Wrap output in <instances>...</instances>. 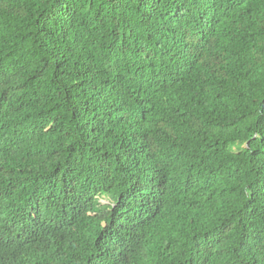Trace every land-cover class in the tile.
<instances>
[{"label":"trees","instance_id":"obj_1","mask_svg":"<svg viewBox=\"0 0 264 264\" xmlns=\"http://www.w3.org/2000/svg\"><path fill=\"white\" fill-rule=\"evenodd\" d=\"M0 264H264V0H0Z\"/></svg>","mask_w":264,"mask_h":264},{"label":"rangeland","instance_id":"obj_2","mask_svg":"<svg viewBox=\"0 0 264 264\" xmlns=\"http://www.w3.org/2000/svg\"><path fill=\"white\" fill-rule=\"evenodd\" d=\"M102 203H103V204H108L109 201H108V200H102Z\"/></svg>","mask_w":264,"mask_h":264}]
</instances>
